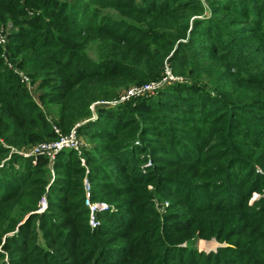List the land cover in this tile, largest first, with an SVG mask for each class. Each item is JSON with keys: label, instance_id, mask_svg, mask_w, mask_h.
Returning <instances> with one entry per match:
<instances>
[{"label": "trees", "instance_id": "trees-1", "mask_svg": "<svg viewBox=\"0 0 264 264\" xmlns=\"http://www.w3.org/2000/svg\"><path fill=\"white\" fill-rule=\"evenodd\" d=\"M7 21L0 141L59 139L5 49L88 147L50 163L0 144V264H264V0H0ZM165 63L187 81L82 123L90 103L161 82ZM84 180L107 206L95 227ZM211 238L229 247L199 251Z\"/></svg>", "mask_w": 264, "mask_h": 264}, {"label": "rangeland", "instance_id": "rangeland-1", "mask_svg": "<svg viewBox=\"0 0 264 264\" xmlns=\"http://www.w3.org/2000/svg\"><path fill=\"white\" fill-rule=\"evenodd\" d=\"M103 14H106V15H113V14H115L113 11H111V10H105V11H103ZM17 30V27H15L14 25H13V23L12 22H10V21H7L6 23H4V24H0V35L2 36V35H4V36H8V35H10L11 36V34L14 32V31H16ZM87 55L91 58V59H96V53L94 52V48L93 47H89L88 49H87ZM2 54H3V56H2V58H3V62H4V64L8 67V68H11V69H13V71H14V73H16V75L18 76V78L20 79V82L22 83L23 81H22V79H21V77H23V76H26L28 79V81L27 82H25V83H22L23 85H24V87L26 88V90H27V92H28V94H29V96H30V98H31V100L34 102V104L39 108V110H41L42 112H43V114L45 115V117H46V119L48 120V122H49V125H50V127H53V129H54V132H55V130H57L58 131V134H60L61 135V133H60V129L57 127V125L56 124H58V123H62V124H66V120L65 119H68V116L70 115L68 112L67 113H65V115H63L64 113H62V116L65 118H63V120H61V118H60V120H59V117L58 116H60V110L58 109V107H55V106H47V105H45V104H43V102L40 100V96L43 94V89L40 87V79L39 78H32V77H30L29 75H28V72H26L25 70H23V69H21V68H18L16 65H14L12 62H11V60H10V58H9V54L7 53V50H5V49H3L2 50ZM169 72L170 73V77H168L167 75H166V72ZM165 76H167V78L165 79V81L163 82L164 84L163 85H171V84H174V83H176V82H179V83H181V82H184V81H187V80H185V78L183 77V76H181V75H179V74H174L173 72H172V68H170V65L169 64H167V63H165V65H164V75H163V78L165 77ZM172 78H174L173 80H172ZM175 80V81H174ZM211 82H212V80H210ZM123 94V93H122ZM121 95H119L118 96V98L120 97ZM118 98H113L114 100H111V101H103V100H97V101H94L93 103H90L89 105H88V110H89V112H90V114H91V117L90 118H88V119H85V120H82V123L83 122H86V121H89V120H93V119H95V117H96V111H97V109L99 108V107H102V106H108V105H105V103H109V104H111L110 106H115V104L113 105V103L114 102H117L118 100H116V99H118ZM120 100V99H119ZM127 100H124V101H122V103L123 102H126ZM101 102H105V103H101ZM111 102V103H110ZM109 107V106H108ZM69 121V120H68ZM81 123V122H80ZM80 123H76V122H74L73 124H72V128H71V130L73 129V128H77L79 125H80ZM70 130V131H71ZM56 133V132H55ZM57 134V133H56ZM69 134V133H68ZM68 134H64L63 136H67ZM77 138L81 141V144H82V146H83V149L84 148H87L88 147V143L82 138V137H80V136H78V134H77ZM45 142H51V141H45ZM41 143H44V142H41ZM0 144L2 145V146H6V144L4 143V142H2V141H0ZM6 148H9L10 149V152L11 153H16V154H18V155H20V153L22 154L25 150H28L27 148H21L20 150L19 149H16V148H14V147H11V146H6ZM62 151V150H61ZM60 151H58L57 153H55V155H54V160H55V158H56V156H57V154L59 153ZM21 156V155H20ZM85 181V180H84ZM83 185H84V183H83ZM149 190H151L152 189V187L151 186H148L147 187ZM257 194L255 193V194H253V197H252V199H254V198H257ZM155 200H157V199H155ZM159 201V200H158ZM158 201H155L154 203H153V206H154V209L156 210V212L158 213V214H162L163 212H164V210H163V207H165L167 204H168V202L166 201V200H160L159 202ZM169 205V204H168ZM19 210L18 209H16V211H15V215H16V217H18V212ZM26 215L24 216V218L21 220L22 222H24L25 220H26ZM7 224V223H6ZM13 234V232H6V233H4V235H2L3 237H1V242H4V240H5V238L7 237V236H11ZM214 238H211V239H209V240H206V239H199V240H197V242H196V247L198 248V250L199 251H201L200 250V248H199V242H211V241H215L216 243H217V241L216 240H213ZM0 250H1V246H0ZM208 253V252H207ZM6 260V259H5Z\"/></svg>", "mask_w": 264, "mask_h": 264}, {"label": "built area", "instance_id": "built-area-1", "mask_svg": "<svg viewBox=\"0 0 264 264\" xmlns=\"http://www.w3.org/2000/svg\"><path fill=\"white\" fill-rule=\"evenodd\" d=\"M5 40H6L5 36L4 35H2V36L0 35V46H4L5 45ZM166 75L168 77H170V73L168 71L166 72ZM167 76L162 78L161 82H159V83H149V84H146V85L141 86V87H132V88H130L120 98V100L117 101V102H114L113 105L118 103V102H122L124 100H128L129 97H139V96L153 94L155 89L165 86V85H163L164 84L163 82L165 81ZM21 79L23 81L22 83H25V82L28 81L27 80L28 78L26 76L21 77ZM173 79L174 78H172V80ZM101 103H105V102H101ZM105 105L110 106L111 104L105 103ZM55 132L58 134L57 130H55ZM58 135H59V139L57 141L44 142V143L37 144L35 146L27 148L28 150H25L22 154L20 153V155L23 158H35V157H38V156H42V157L47 158L49 160V162L52 163L53 160H54L55 153H57L58 151L64 150V149H72L75 152H77L78 154H80L81 150L83 149V146L81 144V141L77 138L76 127L73 128L69 132V134L67 136H63V135H60V134H58ZM83 186H84V190H85V193H86L85 204L89 208V211H90L89 224L92 227H95L97 225L95 212L103 210L107 206H106V204H92L89 201V199H88L89 184H88V182L86 180L84 181V185ZM45 206H46L45 201L42 200L41 201V210L40 211L44 210Z\"/></svg>", "mask_w": 264, "mask_h": 264}, {"label": "bare ground", "instance_id": "bare-ground-1", "mask_svg": "<svg viewBox=\"0 0 264 264\" xmlns=\"http://www.w3.org/2000/svg\"><path fill=\"white\" fill-rule=\"evenodd\" d=\"M217 246V243L215 241L211 242H199V248L201 251L209 252L211 250H214Z\"/></svg>", "mask_w": 264, "mask_h": 264}, {"label": "water", "instance_id": "water-1", "mask_svg": "<svg viewBox=\"0 0 264 264\" xmlns=\"http://www.w3.org/2000/svg\"><path fill=\"white\" fill-rule=\"evenodd\" d=\"M213 240H215V239H213ZM221 247H229V245L227 243H222V244L217 243L216 248L214 250H211V251L215 252L216 249L221 248ZM211 251H209V252H211Z\"/></svg>", "mask_w": 264, "mask_h": 264}]
</instances>
